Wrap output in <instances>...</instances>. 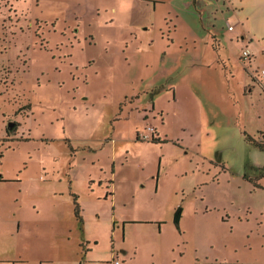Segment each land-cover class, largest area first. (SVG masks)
<instances>
[{
  "label": "rangeland",
  "instance_id": "374dc122",
  "mask_svg": "<svg viewBox=\"0 0 264 264\" xmlns=\"http://www.w3.org/2000/svg\"><path fill=\"white\" fill-rule=\"evenodd\" d=\"M252 2L249 29L264 25V0ZM176 9L0 0V264H37L52 246L71 258L82 236L72 194L89 204L104 168L132 195L117 200L125 214L165 216L178 195V264H264V152L248 141L264 133V52L216 60L227 41L206 51L185 39ZM99 210L102 225L105 201Z\"/></svg>",
  "mask_w": 264,
  "mask_h": 264
},
{
  "label": "crops",
  "instance_id": "0c3cea01",
  "mask_svg": "<svg viewBox=\"0 0 264 264\" xmlns=\"http://www.w3.org/2000/svg\"><path fill=\"white\" fill-rule=\"evenodd\" d=\"M232 1L178 0V9L175 10L178 12V30L187 31L185 39L189 37L195 45L202 44L206 47V51H215V47L222 44L219 37L222 36L228 44L229 52L226 54L228 58L217 55L216 60L226 64L229 61L230 52L237 51L236 58L243 63L247 60L250 64L251 59L255 61L259 58V54L264 52V45L259 46L264 36V25L254 29L247 27L248 19L245 11L248 5L251 7V4H254L253 0H248V3L245 0H235V4ZM237 10L239 12L235 14ZM7 12L10 14L9 11ZM231 15L236 17V21L240 20V23L233 27L229 25ZM228 26L232 29L229 30ZM240 50L248 52L246 60L241 59ZM201 57L208 60L205 62L207 65L210 64L211 59L207 58L206 53ZM4 59L5 63L2 65H9L7 57ZM262 129L264 130V126L258 131H263ZM261 168L264 167L261 166ZM104 170L107 174L105 179ZM102 171L96 179L90 177L88 181L89 190L86 197L90 199L89 204L82 205L77 202V196L72 194L73 217L82 229V236L79 239L80 248L74 250L71 258L61 261L60 256L57 255L59 248L52 246V253L46 252V256L39 258L36 263L114 264L113 262L118 260L119 264H178V255L175 252L178 248V226H175L173 222V215L178 207V195L175 196L170 206L171 210L165 216H160L152 209L142 214H125L122 208L117 209V200L129 205L133 201L132 195L128 191L119 195L117 186L111 181L114 171L109 172L105 168ZM263 179H260L257 185H264L261 182ZM118 196H120L119 199ZM74 201L77 202L80 210L81 223L74 216ZM104 201L108 206V212L104 225H101L99 204ZM165 225L171 227L169 235H163ZM163 240L167 245L165 247ZM100 243L103 246H100Z\"/></svg>",
  "mask_w": 264,
  "mask_h": 264
},
{
  "label": "trees",
  "instance_id": "16d2710c",
  "mask_svg": "<svg viewBox=\"0 0 264 264\" xmlns=\"http://www.w3.org/2000/svg\"><path fill=\"white\" fill-rule=\"evenodd\" d=\"M260 134V139H261V141H260V143L259 142H257L255 139H253V138H250V137H248V141H249V143L251 144V145H253L255 148H257L259 151H261V152H264V143L262 142V141H264V133H259ZM152 141H154L155 139L154 138H152L151 139ZM262 170L263 172H264V168H257V170ZM263 172H261V173H259L257 176H256V178H258V179H260V178H262V177H264V174H263ZM250 180H252V179H250ZM253 181V180H252ZM255 183V182H254ZM254 186H256V187H258L257 185H255L254 184ZM76 199V198H75ZM74 204H75V206H74V216L76 217V219L78 220V222L79 223H81V216H80V210H79V207H78V204H77V202L76 201H74ZM181 212H182V207L181 206H179V207H177L176 209H175V212H174V215H173V222H174V224H175V226H178V223H179V220H180V217H181Z\"/></svg>",
  "mask_w": 264,
  "mask_h": 264
},
{
  "label": "built area",
  "instance_id": "2783aa9c",
  "mask_svg": "<svg viewBox=\"0 0 264 264\" xmlns=\"http://www.w3.org/2000/svg\"><path fill=\"white\" fill-rule=\"evenodd\" d=\"M228 29L231 30L232 27L228 26ZM240 57H241L242 60L243 59L246 60L248 58V52L246 50H242ZM254 78L258 81V83H259V85L261 87V90L264 92V68H261V69L257 70L255 72ZM113 263L114 264H119V261L115 260Z\"/></svg>",
  "mask_w": 264,
  "mask_h": 264
},
{
  "label": "water",
  "instance_id": "95a60500",
  "mask_svg": "<svg viewBox=\"0 0 264 264\" xmlns=\"http://www.w3.org/2000/svg\"><path fill=\"white\" fill-rule=\"evenodd\" d=\"M12 126V124H9V127H11Z\"/></svg>",
  "mask_w": 264,
  "mask_h": 264
},
{
  "label": "bare ground",
  "instance_id": "6f19581e",
  "mask_svg": "<svg viewBox=\"0 0 264 264\" xmlns=\"http://www.w3.org/2000/svg\"><path fill=\"white\" fill-rule=\"evenodd\" d=\"M229 31V30H228Z\"/></svg>",
  "mask_w": 264,
  "mask_h": 264
}]
</instances>
